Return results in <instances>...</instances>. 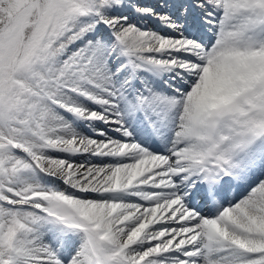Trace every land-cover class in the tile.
Instances as JSON below:
<instances>
[{"label":"snow or ice","instance_id":"1","mask_svg":"<svg viewBox=\"0 0 264 264\" xmlns=\"http://www.w3.org/2000/svg\"><path fill=\"white\" fill-rule=\"evenodd\" d=\"M0 264H264V0H0Z\"/></svg>","mask_w":264,"mask_h":264}]
</instances>
